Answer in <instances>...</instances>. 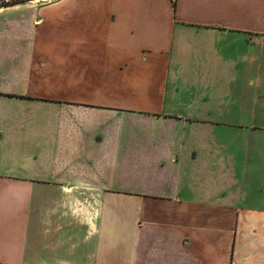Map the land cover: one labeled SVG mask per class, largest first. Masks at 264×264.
Segmentation results:
<instances>
[{
  "label": "crops",
  "instance_id": "crops-1",
  "mask_svg": "<svg viewBox=\"0 0 264 264\" xmlns=\"http://www.w3.org/2000/svg\"><path fill=\"white\" fill-rule=\"evenodd\" d=\"M264 0L0 8V264H264Z\"/></svg>",
  "mask_w": 264,
  "mask_h": 264
},
{
  "label": "trees",
  "instance_id": "trees-1",
  "mask_svg": "<svg viewBox=\"0 0 264 264\" xmlns=\"http://www.w3.org/2000/svg\"><path fill=\"white\" fill-rule=\"evenodd\" d=\"M31 1H35V0H0V8L24 4Z\"/></svg>",
  "mask_w": 264,
  "mask_h": 264
},
{
  "label": "rangeland",
  "instance_id": "rangeland-1",
  "mask_svg": "<svg viewBox=\"0 0 264 264\" xmlns=\"http://www.w3.org/2000/svg\"><path fill=\"white\" fill-rule=\"evenodd\" d=\"M46 1H53V0H38V1H36V2H46ZM262 126V127H264V123H259V124H253V126Z\"/></svg>",
  "mask_w": 264,
  "mask_h": 264
},
{
  "label": "bare ground",
  "instance_id": "bare-ground-1",
  "mask_svg": "<svg viewBox=\"0 0 264 264\" xmlns=\"http://www.w3.org/2000/svg\"><path fill=\"white\" fill-rule=\"evenodd\" d=\"M36 1H38V0H35V1H33V2H36Z\"/></svg>",
  "mask_w": 264,
  "mask_h": 264
}]
</instances>
